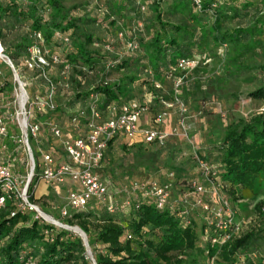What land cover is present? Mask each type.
<instances>
[{
	"label": "trees",
	"instance_id": "trees-1",
	"mask_svg": "<svg viewBox=\"0 0 264 264\" xmlns=\"http://www.w3.org/2000/svg\"><path fill=\"white\" fill-rule=\"evenodd\" d=\"M200 2L201 10L191 0H104L97 16L96 11L93 15L88 10V3L66 7L61 0H0V21L6 27L14 21L26 25L14 43L0 42L17 71L18 63L24 64L33 47L47 51L46 58H58L51 46L65 50L64 58L50 65L47 72L58 70V83L49 78L57 86L56 112L65 114L66 109L58 106L57 100L59 93H66L67 101L79 102L80 106L69 119L78 118L80 123L87 124L92 107L104 120L109 106L119 108L131 101L140 102L139 91L144 94L140 103L145 102L146 95H152L149 110L160 107L152 112L154 119L165 111L166 103L175 102V81L179 103L173 108L178 110L179 104L186 109L190 100L237 99L243 85H254L248 96L264 103V0ZM143 7L145 12L141 11ZM150 13L153 14L149 16ZM106 22L115 27L111 36L115 42L108 33L103 38L98 35ZM57 33L68 41L56 39ZM36 34L41 35L43 44ZM119 34L122 39H118ZM3 36L1 28L0 39ZM120 43L123 50L127 43L136 44L138 50H124L117 55L113 48L120 47ZM195 58L199 62L187 68L186 64ZM114 72L120 75L112 81ZM63 85L67 86L66 92ZM173 141L162 146L152 144L151 155L144 152L141 144H136L130 153L133 168L147 165L151 173L166 171L174 175L160 181L170 182V197L177 199L174 209H159L153 198L135 192L128 199L130 206L126 207L125 202L117 204L113 214L106 205L91 203L82 211L69 210L66 218L48 216L85 234L95 264H183L180 256L192 253L198 244L210 264H264V258H257L255 252L264 232L251 231L211 245L212 228L207 239L203 238L208 223L196 220L200 211L192 207L195 200L188 195L196 176L173 164L179 149ZM216 152L214 157L200 152L195 156L216 167L217 179L223 186L217 198L230 204L236 201L237 192L243 199L264 195V114L228 124ZM162 156L167 162L155 167L153 160L161 161ZM191 169H197L194 159ZM35 179L36 172L28 188L31 203L35 202ZM15 207L14 201L8 200L0 210V264H92L78 234L37 220L36 214L28 210L12 217ZM179 211L185 215L178 217Z\"/></svg>",
	"mask_w": 264,
	"mask_h": 264
},
{
	"label": "built area",
	"instance_id": "built-area-1",
	"mask_svg": "<svg viewBox=\"0 0 264 264\" xmlns=\"http://www.w3.org/2000/svg\"><path fill=\"white\" fill-rule=\"evenodd\" d=\"M191 1L197 10H201L200 0ZM141 11L145 12V8H141ZM35 37L43 44L40 34H36ZM55 38L64 42L68 41L65 36L59 33L55 35ZM118 39H122L121 34L118 35ZM124 50L135 52L138 50V46L127 43ZM28 52L29 56L24 62L25 69L37 72L35 78L42 80L47 85L44 94L35 93L32 97L27 92L29 83L19 78L18 71L5 55L0 42V65L9 66L13 75V89L10 97H8V85L0 70V210L4 208L8 200H13L16 210L12 212V217L16 213L28 210L36 214L35 219H41L62 228L53 222L55 220L52 217L41 212L35 203L29 201L28 188L31 182L29 185L28 182L31 176H35L36 172V179H40L48 186L60 184L65 180L77 184V187L68 193L67 208H63L59 212L61 217H69V210L82 211L91 203L106 205L107 211L113 214L117 209V204L112 201L110 184L102 179L98 173L108 144L121 138L128 145L156 144L162 146L169 137L177 136L179 129L186 133L188 127L181 121L178 124L179 128L173 129L170 134L161 133L155 128H141L139 121L142 115L149 112L148 104L153 99L151 94L145 96L144 103L131 101L119 108L109 106L108 115L104 120L96 108L92 107L90 120L86 124L87 136L65 141L63 150L69 162L56 163L53 152L45 150L38 144L45 124L36 115L47 117L56 112L57 106L54 98L57 86L51 84L47 76V68H50V65H57L59 59L55 55H49V58H46L48 52L41 51L39 47H33ZM198 62L199 59L195 58L194 61L187 63L186 67L192 68ZM62 76L65 80L66 73L63 72ZM177 86L178 83L175 81V102L165 104V111L153 119L155 125L161 124L167 117V111L179 103L177 101ZM62 87L63 92H66L67 86L63 85ZM156 88L159 89V86L156 85ZM179 111L185 113L186 109L179 104ZM261 114H264V109L261 110ZM78 122V118L71 119L74 126H77ZM47 131L54 138L61 136V129L58 126L50 124L47 126ZM30 140H34L38 144L36 148L38 158L36 160ZM193 159L196 170L199 171L198 174L205 181L198 183L196 179L191 180L188 195L195 200L192 207L202 212L208 223L203 238L207 239L209 230L213 228V237L210 239L211 245L224 243L231 236L240 234L238 227H233V211L225 199L217 198L222 193L223 186L217 179L216 167L196 156ZM21 168L23 171L19 170ZM169 178H173L172 173L169 174ZM171 190L170 182L162 183L159 181H134L120 189L127 197L126 207L130 206L129 197L133 196L135 192H141L142 197L153 198L157 208L162 209L170 206L171 209H174L177 206V199L174 200L170 197ZM208 197H210V203L206 201ZM211 199L219 201L218 209H212ZM183 205L186 209V201ZM184 215L185 212L179 211L178 217Z\"/></svg>",
	"mask_w": 264,
	"mask_h": 264
},
{
	"label": "rangeland",
	"instance_id": "rangeland-1",
	"mask_svg": "<svg viewBox=\"0 0 264 264\" xmlns=\"http://www.w3.org/2000/svg\"><path fill=\"white\" fill-rule=\"evenodd\" d=\"M104 0H61L62 4L66 7L72 6H85L87 3L90 4L88 10L95 14L97 12V16H100V8L101 4ZM81 14V12H78ZM153 13H150L151 16ZM4 29V36L0 39L2 44L5 43H14L18 34L26 29V25L21 21H14L9 23L6 27L5 23L0 21V29ZM115 27L111 26L109 22H106L102 25L98 35L100 38H103L108 33V38L115 42V39L111 37L114 33ZM111 33V34H109ZM117 42H120L117 40ZM121 47V48H120ZM120 47H114L113 51L116 52L117 55L121 54L124 50L120 43ZM51 50L58 56V59H63L65 55V50L60 46H51ZM18 76L20 79L25 80L29 83L27 88L28 94L32 97L35 93L44 94L46 92V84L40 80L36 79L37 72H32L26 70L24 64L18 63ZM0 70L2 71L4 81L8 85L7 96L10 97V93L13 89V75L9 66L0 65ZM120 73L114 72L111 76V80L114 81L119 77ZM47 76L49 78L56 80L58 83V70L51 69L47 72ZM58 88H61L58 85ZM146 87H144L145 89ZM191 88V87H190ZM189 88V89H190ZM255 89L254 85H243L240 87L238 92L237 99H208L207 101H194L190 100L186 106V112H180L177 108H172L173 110L171 114V119L169 122V127L175 129L178 127L179 122L183 121V123L188 127V131L185 133L179 129L177 131V141H173V144H177L179 146L178 152L175 151V158L173 159V164L177 166L184 167L186 170H190L191 174L196 176V181L198 183H202V179L199 171L192 168V159L195 157V154L198 152L205 154L210 157H214L218 155L216 152V147L219 146V143L223 137L225 128L232 121L236 120H250L255 114H260L261 110L264 109V103L260 101L252 100L248 95ZM137 99L140 102L143 100L144 94L140 91L137 93ZM66 93L62 96V93H59L58 96V106L66 109L65 114L62 117L59 116L57 119L62 122L68 123L69 116L74 112L77 107H80L78 104L70 103L66 100ZM9 100V99H8ZM74 104V105H73ZM160 110V107L156 106L153 109L149 110L150 112L156 113ZM144 115L141 116L144 117ZM146 117V116H145ZM56 118V117H55ZM62 118V119H61ZM140 118V120H141ZM140 124V121H139ZM175 127V128H174ZM53 146H56L57 143L54 142ZM31 148L34 152V157L37 159L38 156L36 154V148L38 144L34 140H30ZM135 148V145H128V143H124L122 145H117V148L112 151V148L106 153L105 156V168L103 169V176H108V174L113 177L111 180L112 184L120 187L121 185L126 184L131 179L134 180H146L150 178L152 169L147 168V165L142 168H133V159L132 155ZM144 152L148 154L154 153V146L146 145L144 147ZM146 156V155H144ZM148 158H150L148 156ZM163 162H167V159H164L162 156V160H153L155 163V167L162 166ZM153 168L152 166H149ZM34 178V177H33ZM33 180V179H32ZM36 181V179H35ZM32 182V181H31ZM35 183V182H34ZM36 186V185H35ZM123 187V186H122ZM42 188V184H40L36 190V197L40 194V189ZM35 191V188H34ZM57 193L54 195L55 197L48 199L41 198L39 200H35V204L39 207L40 211L45 213L46 215H51L54 218H57L59 215L58 211H52L51 206L54 205L56 207H62L64 205V194L59 187L57 188ZM111 194L114 195L115 191L111 190ZM118 200H121L122 197L118 195ZM206 198V197H205ZM236 201L231 200V209L233 213L232 223L233 227H238L240 234L236 237H242L248 232H264V195H259L255 199H243L241 197L240 192H237L234 195ZM212 200V199H211ZM210 201V197L206 200ZM212 209L219 208V201L212 200ZM198 217L196 216V220H205V216L202 212H198ZM201 223V222H200ZM205 234V233H204ZM264 236V234H262ZM256 256L257 258H264V239H260L256 243ZM91 258V256H89ZM182 258L183 264H210V261L206 256L201 253L199 244L196 250H194L190 254H183L180 256Z\"/></svg>",
	"mask_w": 264,
	"mask_h": 264
},
{
	"label": "crops",
	"instance_id": "crops-1",
	"mask_svg": "<svg viewBox=\"0 0 264 264\" xmlns=\"http://www.w3.org/2000/svg\"><path fill=\"white\" fill-rule=\"evenodd\" d=\"M172 112H173V110H168L166 119L161 124L155 125L153 123V117H152L153 113L149 111L145 114L146 117L144 116L141 118L140 127L141 128H155L161 133L170 134L172 132L173 128L169 127L168 121H170V119H171ZM59 116L62 117L63 113H59V112L52 113L50 116H47L43 119H40V121L45 124V127H44L43 131L41 132V135L39 138L40 140L38 141V144L41 147H43L45 150L53 152L54 161L56 163H66V162H69V160L67 159V157L64 153L63 143L65 141L73 140L76 138H85L87 136V126H86V122L85 123L84 122H82V123L78 122V125L74 126L71 123V119L68 120V123L62 122L60 119L59 120L57 119V117L59 118ZM50 124L58 126L61 129V136L59 138H54L48 133L47 126ZM176 137L177 136L169 137L167 139L166 143H170L173 140L175 141ZM54 142L57 143L56 146H53ZM124 143H127V142L121 138L113 140L111 145L107 147V149L104 153L105 156H106V153L109 151L110 148H112V151H114V149L117 148V145H122ZM8 144L11 146V144L9 142H8ZM144 146H146V145H144ZM105 156H104V161H102L101 166L98 169V173L102 179H104L105 181H107L110 184V190H112L113 192L115 191V194L111 195V198H112V201L118 205L124 203L125 199L127 198L126 195L120 191L122 186H127L134 181H138V182L159 181L160 182L162 178H165V180H169L170 172L161 171V172H157V173H151L150 178H148L146 180L131 179L128 182H126V184L118 187L115 184H112L111 180H109V178L110 179L113 178V177H111L110 174H108V176H103V171H104L103 169L105 168ZM16 170H18V169H16ZM19 170L23 171L22 168ZM173 177H174V175H173ZM201 179H202V183H204V181H205L204 178L201 177ZM40 184H42V188L40 189L39 196L36 197L35 193H36V190ZM59 187L62 191H65V192H63V193H65L64 194V205L62 207H56V206L52 205L50 210L60 212L63 208H67L68 193L70 191H72L74 188H76L77 184H72L70 181L65 180L64 182H62L60 184H56L54 186H48L43 181H41L40 179H36V186H35V191L33 193V198H34V200H39L41 198H44V199H46V201H49L48 199L55 197L54 195L57 193L56 190H57V188L59 189ZM118 195H120L122 197L121 200H118V198H119V197H117Z\"/></svg>",
	"mask_w": 264,
	"mask_h": 264
},
{
	"label": "water",
	"instance_id": "water-1",
	"mask_svg": "<svg viewBox=\"0 0 264 264\" xmlns=\"http://www.w3.org/2000/svg\"><path fill=\"white\" fill-rule=\"evenodd\" d=\"M32 177H33V176H31V178H30V180H29V182H28V185H29V183L31 182ZM53 222H54L56 225L61 226L62 228L66 229V230H70V231L74 232L75 234H78L79 237L82 239V241H83V243H84V246H85L86 249H87V255H88V256H91L92 264H95L94 261H93V259H92V255H91L90 251L88 250V243H87V238H86L85 234H84L79 228H70V227H67V226H63V225H61L60 223H58V222H56V221H53Z\"/></svg>",
	"mask_w": 264,
	"mask_h": 264
}]
</instances>
